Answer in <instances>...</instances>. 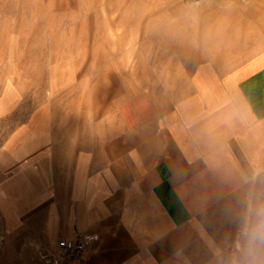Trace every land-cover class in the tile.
I'll return each instance as SVG.
<instances>
[{
	"label": "crops",
	"instance_id": "1",
	"mask_svg": "<svg viewBox=\"0 0 264 264\" xmlns=\"http://www.w3.org/2000/svg\"><path fill=\"white\" fill-rule=\"evenodd\" d=\"M183 67L123 83L93 146L76 151L72 128L12 132L0 264H44L60 237L88 241L69 264H264V51Z\"/></svg>",
	"mask_w": 264,
	"mask_h": 264
},
{
	"label": "rangeland",
	"instance_id": "2",
	"mask_svg": "<svg viewBox=\"0 0 264 264\" xmlns=\"http://www.w3.org/2000/svg\"><path fill=\"white\" fill-rule=\"evenodd\" d=\"M262 51L264 0H0V145L40 123L82 150L114 132L123 83Z\"/></svg>",
	"mask_w": 264,
	"mask_h": 264
},
{
	"label": "built area",
	"instance_id": "3",
	"mask_svg": "<svg viewBox=\"0 0 264 264\" xmlns=\"http://www.w3.org/2000/svg\"><path fill=\"white\" fill-rule=\"evenodd\" d=\"M93 239H96L94 237ZM88 244L87 239H70L60 237L56 242L55 252H46L39 249L38 258L44 264H69L81 258Z\"/></svg>",
	"mask_w": 264,
	"mask_h": 264
}]
</instances>
